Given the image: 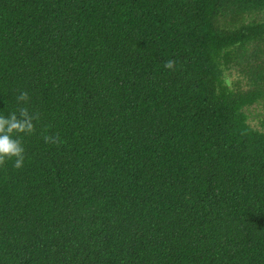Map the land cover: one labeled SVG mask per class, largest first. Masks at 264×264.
<instances>
[{
	"label": "trees",
	"instance_id": "16d2710c",
	"mask_svg": "<svg viewBox=\"0 0 264 264\" xmlns=\"http://www.w3.org/2000/svg\"><path fill=\"white\" fill-rule=\"evenodd\" d=\"M24 90L0 264H264V0H0V115Z\"/></svg>",
	"mask_w": 264,
	"mask_h": 264
},
{
	"label": "clouds",
	"instance_id": "9594fccd",
	"mask_svg": "<svg viewBox=\"0 0 264 264\" xmlns=\"http://www.w3.org/2000/svg\"><path fill=\"white\" fill-rule=\"evenodd\" d=\"M175 60H167L164 68L173 70ZM18 107L7 117L0 115V167L13 162L15 169H21L25 162V147L22 136H31L35 133V121L40 119L37 112H30L28 103L29 93L24 90L16 96ZM44 142L59 146L63 141L59 135H45Z\"/></svg>",
	"mask_w": 264,
	"mask_h": 264
},
{
	"label": "rangeland",
	"instance_id": "374dc122",
	"mask_svg": "<svg viewBox=\"0 0 264 264\" xmlns=\"http://www.w3.org/2000/svg\"><path fill=\"white\" fill-rule=\"evenodd\" d=\"M247 115H249L253 124L261 126L264 123V107L263 106H253L246 110Z\"/></svg>",
	"mask_w": 264,
	"mask_h": 264
}]
</instances>
